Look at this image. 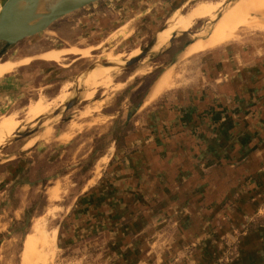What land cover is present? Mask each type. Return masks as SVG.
I'll return each mask as SVG.
<instances>
[{
	"label": "crops",
	"instance_id": "1",
	"mask_svg": "<svg viewBox=\"0 0 264 264\" xmlns=\"http://www.w3.org/2000/svg\"><path fill=\"white\" fill-rule=\"evenodd\" d=\"M164 1L167 6L176 0ZM189 1L181 2L170 17L176 12L186 16L189 11L179 10ZM125 2L132 3L129 12L138 15L111 33L127 27L129 36L120 40L133 36L136 25L150 31L166 8L156 0ZM119 5L116 1L111 11L121 10ZM140 5L148 8L139 11ZM103 6L95 5V12L109 11L108 4ZM116 14L97 16L100 34L119 23L121 13ZM167 26V22L160 26L154 39ZM260 32L191 54L189 46L198 40L189 44L185 57L192 59L185 69L173 70L174 63L153 82L144 102L128 117L131 131L121 144L113 142L98 157L59 225L52 228L49 211L33 216L19 264H23V243L38 219L57 229V248L60 244L62 250H81L86 255L107 251L103 264H264V32ZM38 62L45 67L37 77L54 80L57 72L47 66L55 62L41 58ZM27 66L3 77L2 88L14 90L16 76ZM167 71L173 75L171 85L152 100L157 81ZM54 149L36 146L32 153L37 161L17 157L0 162L6 169L0 174V226L4 227L0 239L5 236L0 247L11 241L12 226L29 208L25 194L42 187L46 203L59 201L60 176L52 178L45 172L34 180L40 161L50 165L60 159ZM93 149L94 145L83 157L87 159ZM27 172L30 180L13 191ZM53 190L57 200L52 199Z\"/></svg>",
	"mask_w": 264,
	"mask_h": 264
},
{
	"label": "rangeland",
	"instance_id": "2",
	"mask_svg": "<svg viewBox=\"0 0 264 264\" xmlns=\"http://www.w3.org/2000/svg\"><path fill=\"white\" fill-rule=\"evenodd\" d=\"M116 1L120 4L121 10L115 8L114 11H111L110 6L115 7ZM156 1V3L160 1V3L165 6L164 0ZM183 1L184 0H176L170 5L165 6L166 8L163 9L160 19L155 22L157 25H153L150 31H148L147 28L144 29V27L137 28L136 25L134 26L136 33L133 36L126 40H120L129 36L127 27L120 29L114 34L111 33L125 25L133 16H137L138 13H130L129 9L132 3L127 6L125 0H121L120 2L119 0H104L95 5L103 4L104 6L102 8L104 9L107 8L106 4H108L109 11H106L104 15L106 17H111V14L117 15L116 13L120 12L121 14L119 17H121V20L119 23L115 24L114 27H109L103 33L101 32L102 34L99 33L98 22L100 23V19L98 20L97 16L103 17L104 15H100V12L104 13V11H96L98 15L95 12V5H92L58 21L51 30L27 39L10 48L5 55L0 58V63L8 66H4V68H6L5 71L10 70L0 76V118L16 114L19 121L23 123L29 119L26 117H28L27 112H29L30 103L31 105L36 103V100L39 101V98L40 100L51 101L55 99L60 92H66L68 94L66 101L57 105V107L46 116L34 120L31 125L24 127L26 129H20L13 137L29 131H35L34 134L15 142L12 141V137L11 140L0 146V162L17 157H28L27 159L33 158L36 160V157H38L37 154L32 153L36 146L54 147V150L60 152V159L55 160L52 164L48 165L40 161L37 166L39 169L41 168L44 173L47 172L51 175L52 178L61 177V179H59L60 181H57L58 184H61V197L56 203H46V198L44 200L45 189L42 187L38 188L37 192L25 194L29 199V206L31 203H35L32 207V209H35L33 216L39 211L40 214L50 211V215L48 214L50 225H53L52 227L59 225L65 209L80 193L83 184L90 176V170L96 162H94V160L87 161L83 156L93 145L94 149H97L96 154H98V152H107L109 147L115 142L116 137H119L128 123L129 127L132 129V123L128 122V117L131 116V114L133 115L142 102H144L143 100L146 99L150 86H152L153 81L156 79L155 76L158 75V73L161 75L162 72L169 68H165V64L171 62L173 54H175L178 49L182 50L187 42L191 44L193 41L208 38L216 28L219 18L226 12L225 16H229L231 12H234L231 18L227 20L229 23L230 39L226 42L233 43L241 41V37H245L249 34L261 33L260 31L264 32V28H259L256 22L257 20L254 19L255 16L252 14L255 12V1L258 2L259 5H262L264 11V0H249V2L242 5L238 11H234V8L239 0H225V3L216 11L217 14L216 12L213 14V16L216 14L213 19H211L213 17L211 16L209 19L196 21L192 24L190 29L182 30L184 32L174 33L167 46L163 48L162 43L174 32L171 30L173 23L170 20L172 18L170 16ZM205 1L209 0H191L182 10L180 9L179 12L182 14L187 13L198 3ZM150 4L152 5V3ZM140 7L142 9L137 7V10H144V8H148V5H140ZM156 7L157 5L153 4L151 8L154 9ZM166 22L169 23L167 29L157 36L160 45L156 49L153 48L154 50L152 49L140 62L127 67L128 61L141 55L142 50L153 41L156 32L161 28L160 26H164ZM2 47L3 45L0 44V51ZM186 47L183 48L181 51L182 53L178 55L175 62L176 64L172 67L173 70H180V72H182L185 69V65L192 59L185 57ZM53 50L57 52L65 51L66 54L64 56L62 53V60L59 63H49V66H47L51 70H56L55 72L57 73L54 75V80L43 81L37 77V74L44 69L45 65L39 63L38 59L45 53ZM131 56L133 57L125 61L123 63L124 65L116 67L118 71L103 70L90 74L93 75V77L95 76L94 78H103L112 75H116L117 78L109 87L103 89L98 88L91 97L86 100L84 99L83 95L87 88L82 85L83 81L81 80L85 74L94 72L98 68L111 66L109 64L104 65L108 63V57H110L113 63H116ZM193 60L196 61V66L200 63L199 56L194 57ZM20 62L21 64H19ZM22 63L28 64V66L24 70H21L20 74L18 73L19 75L16 76L18 82H15V79L12 78L14 80L13 83L15 82L14 90L2 88V83L5 81L3 77L13 73L18 67L23 65ZM15 73L12 75H15ZM164 74L168 75L171 81L173 76L171 72L167 71ZM90 75H88V77ZM68 82L71 83V85ZM158 82L159 80L157 83ZM63 86H66V88ZM71 90L73 92H71ZM71 101H76V103L71 110L67 111L66 107ZM135 104H139L138 108L135 107ZM56 112H59V114L56 115ZM29 120H27V122ZM73 125L76 128L71 130ZM48 126H50L52 130L51 133L53 135L51 138H45V131H47L46 128ZM19 128L21 127L14 129L12 132L10 131V133L7 132L3 134L5 136L6 134L10 135ZM50 128L48 127V129ZM64 131H66V133ZM69 131H71V133ZM63 133L65 136L68 134L66 139ZM3 134L0 135V140L4 136ZM60 135L61 137L63 135V139H59ZM70 140L73 142L69 143ZM74 148H79V151L75 155L72 152ZM46 149L47 148H43L42 151H47ZM101 165L100 163L99 166L101 167ZM99 166L96 170L99 169ZM4 171L5 167L2 168L0 166V174ZM63 175L65 176L62 177ZM54 182L55 181H52L51 184ZM16 225L18 224L12 226V229H15V233L10 235L9 240L11 241L6 242L0 247V256L2 255L0 264H19L22 241L26 236L24 232L26 226H30V224H25L20 230H17L19 228ZM5 227H7V225H5ZM3 228V226H0V229ZM29 230L30 227L28 231ZM4 238L5 236L0 239V245ZM90 252L89 255H86V253L81 250H62L59 244L54 256L48 259L47 256H42L38 264H50L55 256L56 259L54 264H103L104 260H106L105 255L107 251H97V253H95V251ZM85 255L87 258L84 257L85 259H80ZM22 263L33 264L28 256L24 257L23 253Z\"/></svg>",
	"mask_w": 264,
	"mask_h": 264
},
{
	"label": "bare ground",
	"instance_id": "3",
	"mask_svg": "<svg viewBox=\"0 0 264 264\" xmlns=\"http://www.w3.org/2000/svg\"><path fill=\"white\" fill-rule=\"evenodd\" d=\"M248 2H249V0H239L237 2V4H236L235 8H234V11H238L241 8L242 5H244V4L248 3ZM224 3H225V0H209V1H205V2H200L194 8H192L187 15L185 14L186 16H182V17L179 15V13L176 12L177 14H175L170 19L171 22L173 23L171 30L174 31V32L171 33L168 36V38L166 39V41H164V43H162V47L164 48L165 46H167L168 42L170 41V39H171V37H172V35L174 33H176V32H184L182 30L190 29L192 24L194 22H196V21L209 19L211 16H213V14L216 11H218V9ZM254 4H255V6H254V8H255L254 11L255 12L253 11L254 13H252V14L256 15L255 17L260 16L262 22H261V20H259L260 18L258 19L259 21L255 17H254V19L257 20L256 22H257L259 28L263 29L264 28V11H263V7H262V5H259L258 2H256V1H255ZM233 13L234 12H231L229 14V16H225L226 14L224 15L225 17L223 16V18L217 24L216 28L214 29V31L212 32L210 37H208V39H205V40L204 39L203 40L199 39L200 41L198 40V42L197 41H196V43L194 42L193 46L190 45L189 46L190 48L188 50L189 53L191 54V53H195V52H199V51H203V50H207V49L209 50L210 48L212 49V48H214V47H216V46H218L220 44H223L224 42L228 41L230 39V37H229L230 30L228 28L229 23H228L227 20L231 18ZM216 14H217V12H216ZM215 15L211 19H213L215 17ZM168 25H169V23H168ZM255 26H257V25H255ZM164 31H165V29H164ZM167 33H168V31H167ZM159 45H160V41L157 39V42H156V45H155L154 48L156 49ZM62 53L65 56V54H66L65 51L64 52H57L55 50L49 51V52L45 53L44 55H42L41 59L46 60V61L59 63L62 60ZM132 57L133 56L128 57L127 59L121 60L120 62H116V63H113L110 60V57H108V64L111 65V66H105V68L104 67L103 68H98L94 72H91L89 74H85L84 77L81 80V81H83L82 85L87 88V90L85 91V93L83 95L84 99L86 100L87 98L91 97L94 94V91L96 89H98V88H102L103 89L105 87H109V85H112V83L117 78L116 75L107 76V77H103V78L102 77L94 78L95 76L93 77V75H90V74L96 73V72H100V71H103V70L104 71H106V70H109V71L117 70L118 69V68H116L117 66L124 65L123 63L125 61H127V60H130V58H132ZM19 64H21V62ZM5 65L0 63V76H2L5 72L10 71V70L5 71V69H6V68H4ZM112 66H115V67H112ZM88 75H90L92 77H90V76L88 77ZM69 84L71 85V83H69ZM170 85H171L170 78L168 77V75L164 74L159 79V82L157 83V85L153 89V93L151 95V99L152 100L154 98L156 99V97L160 96L165 90H167V88ZM63 87L66 88V86H63ZM86 88H84V89H86ZM107 89H109V88H107ZM71 92H73V91L71 90ZM67 97H68V94L66 92H60L59 95L56 96V98L54 97L55 99L52 98L53 100H51V101H47V100L44 101L42 99L40 100V98H39V101L36 100V103H34L32 105L30 103V105H29L30 107L28 109L29 112H27L28 113V117H26V118L30 119V120L27 119V120H29L28 122H27V120L25 122H23V123L20 122L19 118H18V116L16 114H11L9 116L1 117L0 118V135L3 134V133L5 134L7 132L10 133V131L12 132L14 129H16L18 127H21V128L17 129L15 132H13L10 135L6 134V136H5L3 134L4 136L0 140V146L3 145L5 142L11 140L12 137L15 134H17L20 129H23L24 127H27V126L31 125L34 122V120L40 119V118L46 116L47 114H49L53 109H55L57 107V105H59L60 103L66 101ZM26 116H27V114H26ZM48 127L50 128V126H48ZM48 127L46 128L47 129V131H45L46 133L44 132L45 133V138H48V137L51 138L52 135H53L51 133L52 132L51 128L48 129ZM75 128L76 127H74V125H73V127H71V130H74ZM24 129H26V128H24ZM64 132L66 133V131H64ZM69 132L71 133V131H69ZM67 133H68V130H67ZM63 135H64V133H63ZM63 135H62V137L60 135L59 139L60 138L63 139ZM67 136H68V134L66 136L64 135V138L66 139ZM68 139H69V137H68ZM52 193H53L52 199L57 200L58 199L57 192L53 190ZM49 213H50V211H49ZM43 220H44V217H43ZM47 222H48V220H47ZM32 225L33 226L31 227L32 228L31 232L26 237L25 242L23 243L24 246H23L22 252H23L24 257L28 256V258L30 259V261L33 264H38L40 262V260H41L40 258L42 256H47V259H48V258H51L52 256H54L56 254L57 229H52L53 227L52 228L48 227L47 224L45 223V220L42 221V219L41 220L38 219L37 221L33 222Z\"/></svg>",
	"mask_w": 264,
	"mask_h": 264
},
{
	"label": "water",
	"instance_id": "4",
	"mask_svg": "<svg viewBox=\"0 0 264 264\" xmlns=\"http://www.w3.org/2000/svg\"><path fill=\"white\" fill-rule=\"evenodd\" d=\"M104 0H0V58L12 47L52 29L60 20ZM156 39L142 50L141 55L128 61L127 67L144 59L155 47ZM104 65H108L105 63ZM71 101L66 110H71ZM56 115L59 112L55 113ZM35 131L18 134L12 141L30 137Z\"/></svg>",
	"mask_w": 264,
	"mask_h": 264
},
{
	"label": "trees",
	"instance_id": "5",
	"mask_svg": "<svg viewBox=\"0 0 264 264\" xmlns=\"http://www.w3.org/2000/svg\"><path fill=\"white\" fill-rule=\"evenodd\" d=\"M188 44H190L189 42H187V44H185L184 46H183V48H185ZM183 48H182V50H183ZM182 50H177L176 51V53L175 54H173V56H172V60H171V62H169V63H167V64H165L166 66H165V68L166 67H169L171 64H173V63H175L176 62V60H177V58H178V55L179 54H181L182 52ZM169 52V51H168ZM172 52V51H171ZM170 52V53H171ZM164 68V69H165ZM160 75V73H158V75H156L155 76V78L157 79L158 78V76ZM155 79V80H156ZM154 80V81H155ZM153 81V82H154ZM138 106H139V104H135V107L136 108H138ZM127 125V124H126ZM131 131V128L129 127V123H128V125L126 126V128L123 130V132L119 135V137L117 138L116 137V140H115V142H117L118 144H121V142H123L124 141V139H125V137L127 136V134L129 133ZM97 153V149H93V152H92V154L87 158V161L88 160H94V162L98 159V157L103 153V152H98V154H96ZM100 153V154H99ZM95 158V159H94ZM2 167V166H1ZM3 168V167H2ZM4 172H6V169H5V171ZM3 172V173H4ZM43 173H44V171H42L41 170V168L39 169V167H38V170H37V172H36V174L34 175V180L35 181H39L41 178H42V175H43ZM30 179H29V176H28V172L25 174H23L21 177H20V179L18 180V181H16L15 182V184H14V190L13 191H15V189L18 187V186H21L22 184H25L26 182H28ZM11 198H12V202H16V198H15V192H13L12 193V195H11ZM42 202H43V200H42ZM35 204V203H34ZM34 204L33 203H31L30 204V206H29V208L27 209V211H26V213H25V215H24V217L22 218V220L20 221V222H17L16 224H18V225H16L19 229H17V230H20L21 228H23V226L25 225V224H30V222H31V219H32V217H33V213H35V209H32V207L34 206ZM15 228V227H14ZM28 229H29V225H27L26 226V229H25V232H24V234L25 233H27V231H28ZM15 230V229H14ZM14 230L12 229V231H11V234H14L15 232H14ZM16 235V234H15ZM23 235V234H22ZM0 242H1V240H0Z\"/></svg>",
	"mask_w": 264,
	"mask_h": 264
}]
</instances>
